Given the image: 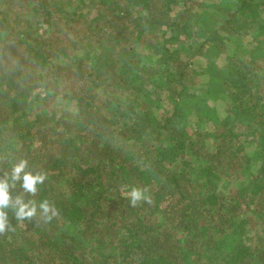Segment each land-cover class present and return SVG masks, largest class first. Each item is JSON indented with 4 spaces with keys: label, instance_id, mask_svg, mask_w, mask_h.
Instances as JSON below:
<instances>
[{
    "label": "trees",
    "instance_id": "obj_1",
    "mask_svg": "<svg viewBox=\"0 0 264 264\" xmlns=\"http://www.w3.org/2000/svg\"><path fill=\"white\" fill-rule=\"evenodd\" d=\"M56 3L0 0V264H264V0H88L89 19ZM162 29L203 47L184 60ZM206 45L225 59L204 91L191 58ZM62 96L73 111L51 107ZM25 174L44 177L35 194ZM132 187L153 202L131 207ZM18 199L35 215L18 217Z\"/></svg>",
    "mask_w": 264,
    "mask_h": 264
},
{
    "label": "rangeland",
    "instance_id": "obj_2",
    "mask_svg": "<svg viewBox=\"0 0 264 264\" xmlns=\"http://www.w3.org/2000/svg\"><path fill=\"white\" fill-rule=\"evenodd\" d=\"M62 0H49V4L50 6H54L57 5L56 2L61 3ZM205 3L209 4V7H213L212 4L219 2L220 0H202ZM64 2L66 3V6L73 9V10H77L80 12H83L86 14V17L89 19L92 17V15L90 13H88V0H64ZM210 11L206 8H198L196 10V27L198 29H202L204 28L210 20ZM261 20L264 23V11L261 14ZM195 23V22H194ZM163 30V31H162ZM162 30H158V31H153V33L157 36V42L161 43V48L165 49V47H167V49L175 51L177 50L179 52V55L182 59L184 60H188L190 58V56L192 55L193 51H190V47L192 48H199V47H203L202 46V38H200L199 40H196L192 45H190V43H188L187 41H185L184 38H179L177 37L174 33L170 32V31H166L165 29ZM250 39L249 37H246L244 39L242 38H233L229 43H227V47H228V51L227 53L232 54L234 49H240L239 47H244L242 50H245L246 53L249 51L247 49H250V47H252L249 43ZM0 41H1V35H0ZM206 50H204V55L203 56H195L192 57V61H193V69L197 75V80L201 82V86H203L204 91L206 90V88L208 87V81L207 78L210 80V77L207 76H203L201 74L202 71L204 70H211V72L213 73V71H215L217 69V66L219 65H223L224 63V59L225 57L222 55V53H220L217 49H215L212 46H208L206 45V47L204 48ZM241 50V49H240ZM240 50H238V52H240ZM236 51V50H235ZM149 59H153L155 60L156 57L155 56H150ZM150 62V60H149ZM57 63H62V61H57ZM201 74V75H200ZM208 91V90H207ZM209 93V92H208ZM47 92H45L44 89L40 88L38 90H36V92L33 95V99H30V102L32 104H36L34 102H37L39 98H44L46 97ZM217 96V95H216ZM215 94H208L207 98H204L205 100H214L215 103V113L213 115H215V120H220L223 118L224 115V107H225V101L224 98L217 96L216 97ZM73 101L69 100L67 98H64V96L58 98L56 101H54L51 105V107H58V111H63V110H68V111H73L74 109L72 106ZM162 108H154L153 109V114L155 116V118L160 119L163 112L165 110H167L170 106L169 104L164 101L161 103ZM205 129H210V126H206ZM247 152L251 157H255L259 151V148L253 144V143H248L247 144ZM258 165L259 163H257L256 161H254V165L252 166V171L256 172L258 169ZM24 222L21 223V225L23 226ZM249 239L251 240L252 237L255 236V232L254 231H250L248 233ZM253 245H255V242L253 241Z\"/></svg>",
    "mask_w": 264,
    "mask_h": 264
},
{
    "label": "clouds",
    "instance_id": "obj_3",
    "mask_svg": "<svg viewBox=\"0 0 264 264\" xmlns=\"http://www.w3.org/2000/svg\"><path fill=\"white\" fill-rule=\"evenodd\" d=\"M27 166L26 161H22L14 168V176L13 179L19 180L21 178L20 174L24 172ZM24 184L23 187L33 194L37 192V185L43 183L44 177L43 176H33L31 174H25L23 176ZM8 183L0 182V232L4 231L5 229V213L3 209L7 207L10 203V196L8 194ZM125 198L129 201L131 207H136L141 202H145L151 204L153 202L151 195L148 193L147 188H138L132 187L130 191L125 194ZM17 203L20 205L18 217H31L35 215L36 209L35 207L28 209V205L23 204L22 201L19 199ZM41 209L43 210L44 214L47 215L49 212L53 210L49 207L47 203L40 205Z\"/></svg>",
    "mask_w": 264,
    "mask_h": 264
}]
</instances>
